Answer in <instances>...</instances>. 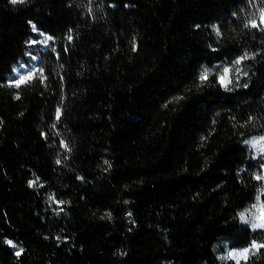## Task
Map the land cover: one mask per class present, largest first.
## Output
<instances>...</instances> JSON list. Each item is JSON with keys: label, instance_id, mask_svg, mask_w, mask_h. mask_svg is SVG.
Instances as JSON below:
<instances>
[{"label": "trees", "instance_id": "1", "mask_svg": "<svg viewBox=\"0 0 264 264\" xmlns=\"http://www.w3.org/2000/svg\"><path fill=\"white\" fill-rule=\"evenodd\" d=\"M252 136L264 0H0V264H264Z\"/></svg>", "mask_w": 264, "mask_h": 264}, {"label": "rangeland", "instance_id": "2", "mask_svg": "<svg viewBox=\"0 0 264 264\" xmlns=\"http://www.w3.org/2000/svg\"><path fill=\"white\" fill-rule=\"evenodd\" d=\"M18 1V0H14ZM22 73H27V68L23 69ZM21 73L16 69L14 75L10 77V80L18 78ZM223 79V78H222ZM246 145L251 152L253 157H256L261 161V168L258 174L260 179L261 186L264 185V136H252L246 140ZM52 205L56 208H60L61 201L53 198L51 201ZM238 216L240 220L248 223L251 227L264 226V208L261 204L259 196H256L252 202L245 208L238 211ZM14 252H19L20 247L13 243L11 240H7ZM258 245V242L252 240L249 244L241 247H228L225 242L218 241L216 244L217 247V256L220 260L232 259L236 263L243 261L247 258L250 252L255 249Z\"/></svg>", "mask_w": 264, "mask_h": 264}]
</instances>
